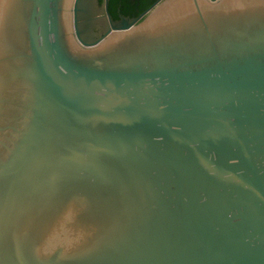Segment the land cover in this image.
Wrapping results in <instances>:
<instances>
[{"label": "water", "instance_id": "95a60500", "mask_svg": "<svg viewBox=\"0 0 264 264\" xmlns=\"http://www.w3.org/2000/svg\"><path fill=\"white\" fill-rule=\"evenodd\" d=\"M0 0V264H264V0Z\"/></svg>", "mask_w": 264, "mask_h": 264}, {"label": "flooded vegetation", "instance_id": "af4514ba", "mask_svg": "<svg viewBox=\"0 0 264 264\" xmlns=\"http://www.w3.org/2000/svg\"><path fill=\"white\" fill-rule=\"evenodd\" d=\"M161 0H96L98 8H103L102 15H110L114 20L121 17L137 18L148 8Z\"/></svg>", "mask_w": 264, "mask_h": 264}]
</instances>
